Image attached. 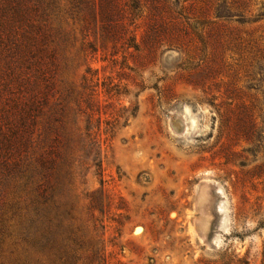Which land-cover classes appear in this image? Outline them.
<instances>
[{
  "label": "rangeland",
  "instance_id": "rangeland-1",
  "mask_svg": "<svg viewBox=\"0 0 264 264\" xmlns=\"http://www.w3.org/2000/svg\"><path fill=\"white\" fill-rule=\"evenodd\" d=\"M122 1L115 39L53 9L99 127L64 264H264V0Z\"/></svg>",
  "mask_w": 264,
  "mask_h": 264
},
{
  "label": "trees",
  "instance_id": "trees-1",
  "mask_svg": "<svg viewBox=\"0 0 264 264\" xmlns=\"http://www.w3.org/2000/svg\"><path fill=\"white\" fill-rule=\"evenodd\" d=\"M59 1L0 0V241L15 246L14 260L0 264H64L75 182L99 165L96 86L92 76L77 79L70 32L54 16ZM63 1L85 25L118 37L122 0Z\"/></svg>",
  "mask_w": 264,
  "mask_h": 264
}]
</instances>
